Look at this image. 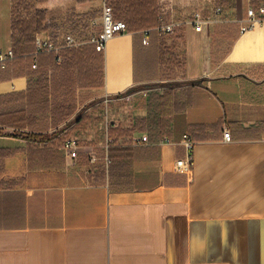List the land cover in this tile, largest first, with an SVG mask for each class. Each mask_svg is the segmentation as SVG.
Wrapping results in <instances>:
<instances>
[{
  "label": "crops",
  "instance_id": "1",
  "mask_svg": "<svg viewBox=\"0 0 264 264\" xmlns=\"http://www.w3.org/2000/svg\"><path fill=\"white\" fill-rule=\"evenodd\" d=\"M87 4L39 8L76 17ZM13 5L0 0V52L13 49ZM217 7L161 0L163 22L181 24L174 35L112 39L103 88L57 128L35 125L49 141L1 127L0 264H264V25L241 32L250 0ZM196 12L213 21L202 32L189 23ZM28 86V76H8L0 95ZM160 96L172 99L168 117ZM93 123L102 139H78ZM184 135L195 143L190 173L176 165ZM107 137L121 149L108 166ZM68 138L79 141L77 159L62 148Z\"/></svg>",
  "mask_w": 264,
  "mask_h": 264
},
{
  "label": "trees",
  "instance_id": "2",
  "mask_svg": "<svg viewBox=\"0 0 264 264\" xmlns=\"http://www.w3.org/2000/svg\"><path fill=\"white\" fill-rule=\"evenodd\" d=\"M34 1L42 4L47 0ZM91 1L77 0L79 4ZM106 2L113 7L114 18L127 24L128 33L141 34L143 40L148 33L149 41L152 34H157L156 30L161 24L160 0H106ZM250 2L256 10L264 5V0ZM21 3L22 0H14L12 10V50L15 56L6 63L5 68L0 65V82L8 76H28L29 86L25 93L0 95V134L1 127L29 129L31 132L25 133L26 138L46 142L50 140V135L35 133L36 124L40 123L45 131L57 128L75 115L79 102L88 97L84 93L103 88L104 52H98L92 44L63 48L59 53L60 63L54 53L36 55L37 35L43 31L51 33L59 31L60 27L56 15L44 9L34 8V15L31 14L32 16L27 19L17 18V6ZM216 4L223 14L235 7V0H216ZM97 17L96 13L78 16L74 27L81 28V32H84L91 19ZM34 63L37 64L36 69H33ZM131 92L132 90H129L125 95ZM167 97H158L159 116H170L169 109L173 103L172 99ZM17 103L18 106L15 108L14 104ZM141 124L145 128L146 122L141 121ZM150 124L153 126L154 121L151 120ZM160 125L158 121V127ZM109 135L110 138L113 137L112 131ZM115 150L121 149L112 145L109 149L110 158Z\"/></svg>",
  "mask_w": 264,
  "mask_h": 264
},
{
  "label": "built area",
  "instance_id": "3",
  "mask_svg": "<svg viewBox=\"0 0 264 264\" xmlns=\"http://www.w3.org/2000/svg\"><path fill=\"white\" fill-rule=\"evenodd\" d=\"M102 15L100 18V23L98 19L91 20L88 26V36L86 39H80L75 33L69 32L67 34L53 36L48 31H43L39 33L36 37V55L39 53H54L57 56L58 63L61 62L59 56L60 51L63 48H77L83 44H92L95 46L98 52H105L107 44L117 36L124 35L128 33L127 24L122 20H117L114 18L113 7L107 4L106 0H102ZM222 10L220 8L216 9L217 14H221ZM161 24L157 28V34L159 37H168L174 35L177 29L181 26L178 22L164 23L162 16L160 17ZM211 19H204L200 12H196L193 18L189 22L195 29L196 32H202L204 26L212 23ZM257 25H264V5L256 10L250 7L247 11V19L244 25L241 27V32L244 33L248 30L255 28ZM95 27H99L97 31H94ZM146 37L143 40L145 45L149 44V39ZM13 50L8 52H0V65L5 68L6 63L14 58ZM37 68V64H33V69ZM108 102V100H106ZM223 139L225 142L230 143L232 141L231 132L225 130L223 132ZM148 137H143L139 143H147ZM167 142H170L169 140ZM182 145L185 146L187 151V156L183 160H178L176 165L179 172L190 173L193 163V151L195 143L189 135H184L182 139ZM112 146V141L107 137L106 141V156L105 164L108 166L110 164L109 149ZM79 141L74 138H68L64 141L62 148L67 153L71 159L78 158L79 151ZM93 161H97L96 158Z\"/></svg>",
  "mask_w": 264,
  "mask_h": 264
},
{
  "label": "rangeland",
  "instance_id": "4",
  "mask_svg": "<svg viewBox=\"0 0 264 264\" xmlns=\"http://www.w3.org/2000/svg\"><path fill=\"white\" fill-rule=\"evenodd\" d=\"M102 0H92L87 4V15H91L93 13H96L98 15L97 18L98 22L100 23V18L102 15ZM160 5H161V0H160ZM34 8H39V3H37L34 0H22L21 5L17 6V18L19 19H27L29 16H32L35 14V9ZM32 14V15H31ZM76 14H73V11H65V12H60L56 13V21L57 24L59 25L60 29L59 31L51 33L53 36H58V35H64L69 32L75 33L76 36H79L81 39H84L88 36V28L84 30V32H81V28H75L74 23H77L76 19L78 16L75 17ZM92 18L91 20H95ZM75 28V29H74ZM99 27H95L94 31H97ZM97 101V100H96ZM98 102V101H97ZM95 103V102H94ZM78 139L81 141L83 140L84 137L87 138H99L102 139V129L101 126L97 124H91L90 127L88 128L87 132H79L77 133Z\"/></svg>",
  "mask_w": 264,
  "mask_h": 264
}]
</instances>
